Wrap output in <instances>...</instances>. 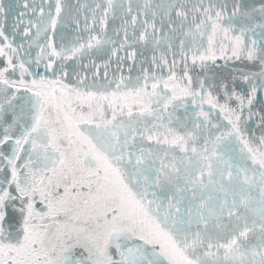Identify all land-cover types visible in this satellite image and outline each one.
<instances>
[{"label": "water", "instance_id": "water-1", "mask_svg": "<svg viewBox=\"0 0 264 264\" xmlns=\"http://www.w3.org/2000/svg\"><path fill=\"white\" fill-rule=\"evenodd\" d=\"M0 264H264V0H0Z\"/></svg>", "mask_w": 264, "mask_h": 264}]
</instances>
